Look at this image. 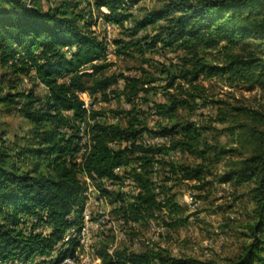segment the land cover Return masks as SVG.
Here are the masks:
<instances>
[{"label": "trees", "instance_id": "trees-1", "mask_svg": "<svg viewBox=\"0 0 264 264\" xmlns=\"http://www.w3.org/2000/svg\"><path fill=\"white\" fill-rule=\"evenodd\" d=\"M135 2L94 0V7H105L108 12H100L104 20L123 27L131 18L125 9ZM69 6L44 9L37 0H0V70L9 79L11 89L24 76L45 89L43 98L34 88L0 96V105L15 107L32 127V133L25 134L17 148L0 147V264L48 257L61 243L66 247L55 263L74 257L80 242L75 237L64 239L70 228L79 225L85 201L79 179L82 173L117 179L115 168L136 162L129 175L138 193L132 201L118 194L122 201L115 213L125 222L154 218L165 207L178 213L180 208L173 199L160 200L152 178L154 165H164L171 174L184 179L201 181L207 173L202 163L191 166L164 156L182 150L202 160L214 149L194 121L178 114L179 109H195V101L205 91L202 79L220 75L231 84L247 83L264 89V0H166L133 20L129 29L134 39L116 44L118 55H131L135 45L144 52L159 43L166 49L184 52L183 67L169 86L173 87L177 78L185 84H179L177 94L157 106L167 118V122L160 123L159 133L171 135L170 142L160 146L137 144L149 130L133 109L112 111L117 117L125 116V124L104 121V113L92 109L91 114L101 119L90 127L92 145L78 164L71 156L79 150L80 139L77 132L67 134L64 129L79 130L77 122L86 118L82 94L90 98L101 94L107 100V92L123 80V90L113 93L132 103L155 79L106 74L112 65L105 59L106 44L92 29V21ZM150 26H156L153 35L137 36ZM211 51L221 54L220 64L206 56ZM228 131L235 135L234 128ZM242 134L247 136L252 150L236 162L229 177L238 185L251 186L257 205L256 221L250 228L251 243L229 264H264V129L243 130ZM123 142L129 145L120 146ZM33 217L34 227L43 224L48 233H26L20 227ZM185 223L179 218L168 225ZM96 253L102 264H153L154 258L160 257L153 252H110L108 245H101Z\"/></svg>", "mask_w": 264, "mask_h": 264}, {"label": "rangeland", "instance_id": "rangeland-1", "mask_svg": "<svg viewBox=\"0 0 264 264\" xmlns=\"http://www.w3.org/2000/svg\"><path fill=\"white\" fill-rule=\"evenodd\" d=\"M37 1L44 9L70 4V10L81 12L87 21H92V29L106 44L105 59L112 64L106 74H124L143 80L155 79V82L144 86L132 103L113 93V90H123V80L107 92V100H104L101 94L90 98L86 93L91 107L104 113L102 120L125 124L127 118L117 117L112 111L133 109V114L137 115L149 130L138 138L137 144L160 146L170 142L171 135L159 133L160 123L167 122V118L159 113L157 106L168 102L171 94H177L179 84H185L183 79L177 78L175 85L169 86L183 67L184 52L166 49L159 43L152 49H144V52H140L135 45L130 49L131 55H118L119 46L116 44V41L134 39L129 29L133 20L140 18L146 9L158 8L166 0H136L135 3H130L125 9V14L131 18L124 22L123 27L106 22L100 12L108 10L105 7L97 10L94 0ZM155 30L156 26H150L137 36L153 35ZM206 56L215 64L221 63V54L217 51H211ZM4 74L0 70V96L31 88H34L41 98L45 96L44 87L36 85L29 76H24L16 84V88L11 89L9 79L4 77ZM201 84L205 91L202 92V98L193 102L195 109L191 111L186 107L181 108L178 114L194 121L203 139L214 149L202 160L182 150L172 151L164 157L166 160L191 166L202 163L207 169L203 179L187 180L171 174L166 166L155 164L152 178L156 191L160 194L159 198L173 199L174 204L180 208L179 212L172 213L165 207L154 218L143 221L131 219L125 222L114 210L121 205L122 198L118 199V194L125 200L132 201L138 193L129 175L137 163L115 168L114 175L117 179L97 180L80 174L85 201L79 225L73 227L86 228L87 234L81 237L84 243L75 250V264H102V259L96 253L101 245H108L110 252L127 251L128 255L153 252L160 256L154 258L153 264H229L240 255L243 247L251 243L250 228L256 221L257 205L250 193L251 186L236 184L234 180H230L229 172L236 162L249 156L252 150L247 136L242 134L243 130L248 132L253 128L264 129V89L247 83L231 84L220 75L212 79H202ZM237 108H245L248 111ZM230 127L235 129V135L228 131ZM76 130L64 129L67 134L77 132L79 138L80 132ZM31 133L32 127L19 115L15 107L0 105V147L17 148L23 136ZM83 144L84 142L79 141V150L71 156L72 160ZM128 145V142L120 144L122 147ZM105 192H108L109 196ZM179 218L186 220L183 226L168 225ZM33 220L34 217L22 222L20 227L26 233L31 230L48 233L47 226L37 224L34 227ZM75 238L80 242L78 236ZM65 247L66 245L61 243L48 257L35 256L29 262L16 264H54L58 254Z\"/></svg>", "mask_w": 264, "mask_h": 264}, {"label": "built area", "instance_id": "built-area-1", "mask_svg": "<svg viewBox=\"0 0 264 264\" xmlns=\"http://www.w3.org/2000/svg\"><path fill=\"white\" fill-rule=\"evenodd\" d=\"M82 99L84 101V108L88 111V114L84 120L77 122L79 132H80L79 139H80V141L84 142L81 150L74 157V161L78 164H80L83 161L85 155L88 154V152L90 151L91 145H92L90 127L101 119L100 116H93L91 114V110L93 108L89 104V101H88L89 96L86 93H83ZM83 174L86 176H89L86 173H83ZM89 177H91V176H89ZM92 178L100 180L96 176H94ZM130 183L133 184L132 181ZM86 234H87L86 228L79 229L77 227H72L69 230V233L66 235L64 241H69V239L71 237H77L78 236L80 238V244L82 245V243H84V241L82 240L81 237H85ZM97 261L100 262V259L98 257H97ZM61 264H75V259H74V257L69 256V257L65 258Z\"/></svg>", "mask_w": 264, "mask_h": 264}]
</instances>
